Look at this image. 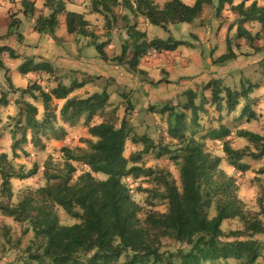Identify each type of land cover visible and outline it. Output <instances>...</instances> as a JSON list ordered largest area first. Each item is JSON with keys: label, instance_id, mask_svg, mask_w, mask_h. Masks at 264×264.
Listing matches in <instances>:
<instances>
[{"label": "trees", "instance_id": "trees-1", "mask_svg": "<svg viewBox=\"0 0 264 264\" xmlns=\"http://www.w3.org/2000/svg\"><path fill=\"white\" fill-rule=\"evenodd\" d=\"M249 2L250 5L246 6ZM96 3V9L102 13H112L114 8L122 5L131 9L135 16H142L150 24L162 28L177 23H195L206 6H216L217 13L229 6L240 17L234 39H243L255 51L264 52V6H260L257 0H240L237 5L235 0H195L192 5L183 0H168L163 4L155 0H98ZM22 5L25 15H35L34 1L22 0ZM44 6L50 13L37 18L34 30L39 34L57 39L55 33L59 26L58 16L65 14L69 34L91 35L89 22L84 15L68 12L64 1L45 0ZM247 22L259 23L261 30L253 35L244 27ZM17 24H10L9 34ZM127 34L129 40L123 45L120 55L109 56L104 50V44L96 45V49L104 61L118 64L127 61L129 69L134 72L150 50L170 52L186 44L172 38L150 40L146 32L138 30L137 25L129 26ZM193 37L197 38L194 34ZM256 40L262 42L261 47H255ZM226 43L227 52L212 59L214 65L225 66L238 58L233 39L228 36ZM3 51H10L13 58L19 57L7 46L0 48V53ZM50 71L48 63H35L29 57L25 58L20 68L22 74ZM246 83L243 82L239 90H233L224 86L222 79L212 78L199 90H183L175 105L165 103L161 108L150 105L149 112L167 117L171 141L166 146L155 144L147 135L136 138L127 113L119 120L116 109L107 113L101 123L92 124L95 116L105 114L110 99L107 91L95 92L84 98L69 97L74 87L65 88L59 84L47 92L37 82L19 90L22 94L40 98L44 109L39 117L38 107L26 101L19 107L18 115L11 117L15 122L11 132L14 151L25 143L43 147V138L63 140L67 131L59 121L67 123L84 117L88 134L92 137L82 140L87 148L61 149L65 158L62 168L54 169L48 160L44 172L46 185L36 189L30 197L24 198L14 208L0 205V210L18 221L30 219V211L38 209L36 219L32 220L35 238L26 249L25 263L231 264L230 261H234V264H264V259L259 261L264 244L255 239L264 235V201L259 212L244 210V204L237 195L234 177L221 168L224 158L207 151L202 140L204 138H196L195 130L198 127V113L203 108L196 101L205 98V91L210 92L216 109L222 110L224 106L228 113H232L241 99L249 97L252 86ZM182 97L185 100H181ZM54 99L64 101L58 111L53 105ZM8 105L7 94L2 92L0 109ZM187 112L193 116L190 124L187 122ZM241 116L250 119L254 114L246 106ZM229 133L227 128L222 127L215 132V137L222 140ZM238 137L249 141L254 150L251 151L249 147L235 149L227 140L223 142V151L228 164L244 172L249 169V165L244 163L246 157L254 160L264 158V135L240 130ZM129 139L142 143L143 148L130 156L133 165L127 168L128 160L124 152ZM150 153H154L156 158L168 155L179 166L180 186L170 178L169 172L139 164V159ZM7 159V154H0V175L3 179L1 192L10 199L13 195L11 179L30 178L38 167L35 166L25 175L14 174L6 167ZM73 163H81L91 171H103L108 177L97 179L91 171H87L74 179L77 168ZM260 173H264V169ZM128 177L152 178L157 189L142 191L148 192L150 198L154 196L166 201L167 210L149 212L141 219L142 207L133 199L129 186L123 181ZM59 208L78 222L72 225L61 224L57 213ZM212 210L215 212L213 216ZM235 218L240 220L243 228L225 233L222 229L224 221ZM164 239H173L178 249L175 252H163ZM184 245L187 248H183Z\"/></svg>", "mask_w": 264, "mask_h": 264}, {"label": "rangeland", "instance_id": "rangeland-1", "mask_svg": "<svg viewBox=\"0 0 264 264\" xmlns=\"http://www.w3.org/2000/svg\"><path fill=\"white\" fill-rule=\"evenodd\" d=\"M192 1L194 2V0ZM183 2L188 4L186 1ZM237 2L238 1L235 0V4ZM257 2L260 6H264V2L262 0H257ZM249 5L250 2L246 4V6ZM206 8L207 11L205 16H201L193 24L177 23L168 25L167 28L152 25L148 21L143 23L142 21L138 22L137 20L136 24H138V30L146 32L150 40L155 38L164 40L172 38L173 40L186 42V44L178 48V58H183L186 61L178 63L176 65L177 71L170 74V77H167V73H164V71L161 70L162 76L167 79L170 78L173 81L178 80V82L184 79V82H182V90L192 87L199 90L203 86L204 80H208V75L210 78H218L213 76L214 72L209 70L211 65L220 67L217 73L219 78L222 79L224 86L230 87L233 90H239L243 82H247L252 86L248 99H241L240 104L233 113H228L224 106L222 110L216 109L211 101L210 92L205 91V98L203 100L202 98H198L196 101L198 104H202L203 108L198 113V118L196 119L198 127H195V130H197L196 138H204L202 140L205 143L207 151L211 152L213 155L224 158L221 168L234 177L236 182L235 184L237 186V195L244 204V210L246 212L255 213L260 211L261 203L264 201V173H260V170L264 169V158L254 160L251 157H246L244 163L249 165V169L244 172L235 170L226 160L225 153L223 151V142L228 140L235 149H244L249 147L252 151L254 150L252 144H250L246 139L238 137V132L240 130H247L264 135V52L255 51V49L250 47L249 43L243 39H234L237 27L239 26L240 17L232 11L229 6L225 7V11H223L221 15L219 14V19L216 17V6H206ZM69 9L75 10L73 7H70ZM116 10L119 14L120 9ZM128 10L135 18L136 16L133 14L132 10ZM10 12L7 13L8 17L5 21L0 18V37L4 39H8L10 36L15 37V39H12L10 42L11 45L15 47V51H17V53L19 51L23 52L25 50L21 47V44L23 43L22 39H24L25 36H29L28 30L32 26L31 20L29 18L22 17L20 18V21L19 19L14 18V16H16L15 13ZM112 17L113 16L111 15V17L108 16V18H106L104 28L106 27V29H109V27H112L114 23L116 24ZM18 21H20L19 26L12 28V33L9 34L10 24L12 22L17 23ZM130 21L133 22V24H130L133 26L135 24V20L130 19L129 22ZM7 24L8 31L4 34L6 31L4 26ZM121 25H123L122 22ZM244 27L247 28L253 35L261 30V25L257 22H247L244 24ZM222 28L225 30H221ZM196 33L199 35H196ZM193 34L197 36L196 39L193 37ZM36 35L38 36V34ZM199 36H201V38ZM228 36L233 39L234 49L238 53L239 58H237L238 60H234L233 64L229 65V67H234L233 71L228 70V63L225 65L226 68H224V66L214 65L212 61L211 65L206 63V59L208 57L216 59L222 55L221 53L227 52L226 38ZM206 37H209L210 40L206 41ZM208 44H211V46L208 47ZM34 45V43H31V46ZM254 45L255 47H261L262 42L256 40ZM219 46L223 47V51L219 49ZM8 48L11 51H14L13 48ZM89 51L94 55L99 56L96 47L90 46ZM8 52L10 53V51ZM194 52L202 54L203 59V63L195 70H193L191 66V58ZM162 54L165 55L167 59H172V54L165 52H162ZM17 55L21 57L20 54ZM212 55H214V57ZM161 57L163 56H158V58ZM158 69H160V66ZM192 76L196 78L195 81L192 80ZM51 79L53 78L51 77ZM51 79L45 78V84L44 86L41 85V87H48V85L51 84V82L48 83V81ZM56 79L57 78L53 79V81H56ZM77 79L83 81V78L81 77H78ZM199 79L203 80L201 84H198L199 82L197 83V80ZM5 81L6 87L3 88L5 91H2L1 89L0 96L2 92H5L7 95L12 94L9 102L14 108H7L4 111H1L0 109V154H7L8 159L5 164L11 173L25 175L29 171L33 170L35 166L38 167L37 172L30 178L21 179L14 177L11 179L13 195L10 199L2 195L1 188L3 179L0 175V205L14 208L22 200H24V198L30 197L36 189L46 185L44 172L46 170L45 167L48 160L52 162L54 169L62 168L65 158L61 149L63 147H69L71 149L76 147L87 148L86 143L82 140L90 137L86 131L85 123H83L80 127L76 128V132L73 136H66L61 141L43 138V147H35L31 143H25L22 144L19 149L14 151L11 132L15 122L11 117H16L18 115L19 107L23 106L26 101L33 103L38 107L39 117L43 114L44 106L40 98H33L30 94H22L19 90L23 89L21 87L16 88L9 78H6L5 69H0V84H4ZM248 84L247 86H249ZM6 88L9 89V91ZM48 88L49 91H51L50 86ZM178 99L179 98H177V100L173 99V101L169 103L176 104ZM181 100H185V98L182 97ZM62 104L61 100L54 99L53 101V105L56 107L57 111L60 109ZM154 105L155 107L161 108L163 103H155ZM246 106H249L252 109L254 117L248 119L247 116H241L243 109ZM187 114V122L190 124L193 121V116L190 112H187ZM137 118L140 123L144 124V126L136 128L137 131L134 132L136 136L139 137L145 134L149 136L155 144L161 146H166L170 143L171 139L168 134V121L166 116L154 114L147 110L137 115ZM131 119L132 116L129 118L130 123ZM145 125L148 127L146 128ZM222 127L227 128L230 133L227 137L219 140L215 137V132L220 131ZM189 133L190 132H188V134ZM142 148V143L133 145L129 142L127 144L124 152V156L128 160L127 168L133 165L130 156L134 153H138ZM172 148L174 149L175 147ZM14 152H16L17 155H15ZM73 164L77 168L74 179L84 172L91 171L89 167L81 163ZM139 164H145L147 167L169 172L171 174L170 178L174 180L177 185H181L179 166L173 162L168 155L162 158H156L154 153H150L144 155L141 160L139 159ZM91 172L97 179L104 180L108 177V174L103 171H95L93 169ZM123 181L129 186L133 199L142 207V211L140 213L141 219H144L149 212H165L167 210L166 201L154 198V196L150 198L148 197V192L142 191L144 189H157V185L152 178L141 177L139 179H133L132 177H128L124 178ZM30 213V219L18 221L14 217L8 216L0 210V264H26V249L31 245L35 238L32 220L36 219L38 209L33 208ZM57 213L60 222L63 225H72L78 222V220L70 217L63 209L59 208ZM213 215H215L214 210H212L211 213V216ZM242 228L243 224L236 218L226 220L222 225V229L225 233ZM255 239L264 244V235H259ZM178 247V244L173 239H164L161 250L163 252H175ZM183 248L187 247L184 245ZM263 259L264 249L262 250V257L259 261L262 262ZM230 263L234 264V261H230Z\"/></svg>", "mask_w": 264, "mask_h": 264}, {"label": "crops", "instance_id": "crops-1", "mask_svg": "<svg viewBox=\"0 0 264 264\" xmlns=\"http://www.w3.org/2000/svg\"><path fill=\"white\" fill-rule=\"evenodd\" d=\"M32 1L35 2L36 13L33 16H27L25 15L22 6V0H0V18L3 21L8 17L7 13L11 11L10 13L16 14L14 18L19 19L20 21V18L22 17L29 18L32 24L28 30L29 36H25L24 39H22L23 43L21 44V47L25 50L23 52L19 51L17 53L15 47L11 45L10 42L12 39H15V37L10 36L8 39L0 37L2 38L0 39V48L8 46L13 48L17 54L21 55V57L18 55L20 58H13L8 51L0 53V69H5L6 78H9L16 88L21 87L22 89H26L34 82H37L40 86H44V79H51L52 77L53 79H57L56 81H53V79L48 81V83L51 82V84L48 85L51 90L56 88L59 84H62L65 88H75L74 91L70 93L69 97H84L95 92L107 91L110 94V99L106 106L105 114L103 116H95L92 124L101 123L107 113L116 109L119 120L122 119L126 113L128 120L132 116L131 125L134 132L137 131V127L140 128L141 126H144V124L138 121L137 115L147 111L150 105H154L155 103L165 104L172 102L173 99L177 100L178 97L180 98L183 92L182 82H184V79L180 80V82H178V80L173 81L170 78L167 79L162 76L161 73L162 70L164 73H167V77H170V74L177 71L176 65L180 62L186 61L183 58H178V49L165 52L172 54V59H167L162 52H158L151 57L146 55L140 60L135 72L129 69L130 67L127 61H124L122 64L113 61L106 62L100 58V56H96L89 51L90 46L96 47V45L104 44V50L109 56L120 55L122 53L123 45L129 40L127 29L131 26L130 24H133V22H131L132 20L130 22L129 20H135L134 25L138 26L136 21L138 20V22L142 21L143 23H146V18L142 16H136L134 18L129 10L122 5L114 8L112 13H102L95 7L98 0H62L66 3V10L68 12H75L84 15L85 20L89 22L88 30L91 35L83 36L77 33L69 34L66 29L65 14H60L58 16L59 26L55 33L57 39H53L49 35L39 34L34 30L35 22L39 15L44 14L46 16L50 11L44 6L45 0ZM166 1L168 0H160L156 1V3L163 4ZM183 1H186L191 5L195 2V0L194 2L192 0ZM237 1L236 5L240 3V0ZM70 7L75 8V10L69 9ZM99 9L102 10L101 7H99ZM116 9H120L119 14ZM206 11L207 8L205 7L202 17L203 15L205 16ZM223 11H225V8ZM223 11L217 13L216 17L218 19L220 18L219 14L221 15ZM111 15L116 24L114 23L112 27L106 29V27L104 28L105 20L108 16L111 17ZM20 21H18L16 27L19 26ZM121 22L123 25H121ZM4 29L6 30L4 32L5 34L8 31V24L4 26ZM221 30L225 29L222 28ZM36 34H38V36ZM196 35L199 34L196 33ZM199 37L201 38V36ZM209 40V37H206V41ZM31 43H34L35 45L31 46ZM210 46L211 44H208V47ZM219 49L223 51V47L219 46ZM22 56L33 58L35 63H48L51 70L50 73L29 72L28 74H22L19 69L25 62V57ZM158 56L163 57L158 58ZM212 56L214 57V55ZM211 61V57L206 59L208 65L212 64ZM202 63V54L194 52L191 58L192 69L195 70L199 68ZM233 63L234 61L228 63V70H234L233 66L229 67V65ZM159 66L160 69H158ZM224 68L226 67L224 66ZM218 69H220V67L211 65L209 70L214 72L213 76L219 78L217 73ZM78 77L83 78V81L77 79ZM192 77V80L195 81L196 78L194 76ZM210 79L212 78L208 75V80H204V84L208 83ZM160 80L163 81L158 83ZM6 81L4 84H0V90L2 89V91H5L3 88L6 87ZM202 81L203 80L199 79L197 80V83L199 82L198 84H201ZM80 84L83 85L80 86ZM48 87L43 88L45 91L49 92ZM7 90L9 91V89ZM11 95L12 94L7 95L9 101ZM62 103H64V101H62ZM7 108L13 109L14 107L9 102V105L7 107H2L1 111H4ZM59 122L67 131V137H70L74 135L76 128L80 127V125L85 122V118L82 117L67 123ZM117 126H119V123ZM145 126L146 128L148 127L147 125ZM86 131L88 133L87 127ZM88 136L92 138L89 134ZM134 136L136 135L134 134ZM137 137L138 136H136V138ZM129 142L133 145L140 144L129 139L126 146Z\"/></svg>", "mask_w": 264, "mask_h": 264}, {"label": "built area", "instance_id": "built-area-1", "mask_svg": "<svg viewBox=\"0 0 264 264\" xmlns=\"http://www.w3.org/2000/svg\"><path fill=\"white\" fill-rule=\"evenodd\" d=\"M157 53H158V52H157L156 50L152 49V50H150V51L148 52L147 56L151 57L152 55L157 54Z\"/></svg>", "mask_w": 264, "mask_h": 264}]
</instances>
